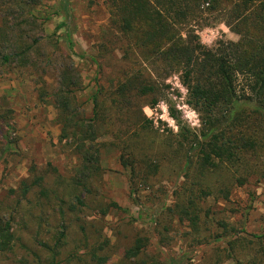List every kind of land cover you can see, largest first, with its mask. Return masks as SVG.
Instances as JSON below:
<instances>
[{"label":"trees","instance_id":"obj_1","mask_svg":"<svg viewBox=\"0 0 264 264\" xmlns=\"http://www.w3.org/2000/svg\"><path fill=\"white\" fill-rule=\"evenodd\" d=\"M38 6L35 0H0V61L4 65L26 68L39 63L40 27L48 20L40 23L34 16ZM103 6L108 26L90 60L100 77L110 69L111 86L109 90L97 86L88 118L76 97L83 91L81 77L69 65L58 68L51 98L60 126L59 142L71 143L78 165L71 179L55 170L39 173L31 166L18 188L0 200V264L79 263L81 245L88 248L93 240L80 217L95 216V220L119 211L115 203L99 199L100 150L106 145L97 143V126L107 113L115 117L119 131L125 132L121 133L124 139L113 144L121 167L128 168L133 178L149 181L148 170L157 175L160 161L139 160L137 147L143 143L141 131H147L151 123L133 114L140 112L141 101L148 97L152 100L145 105L155 106L156 85L174 74L179 75L186 103L201 125L197 132L191 130L171 111L178 128V152L173 159L180 163L185 191L182 204H176L179 222H188L192 234L198 235V215L205 199L228 201L234 188L247 185L252 177L264 178V0H104ZM72 13L69 0H60L52 14L62 19L56 30L65 31L70 48ZM209 21L223 23L238 41L203 46L197 32L208 27ZM168 142L165 138L159 147ZM142 163L146 172H137ZM219 228L235 234L227 259L235 264H264V233L251 235L252 242L242 240L246 247L236 228L227 223ZM23 233L34 250L23 243ZM73 244L72 251L65 253ZM105 246L99 243L90 248L84 264H106ZM148 246L146 237H137L119 264H160L159 256L146 252ZM207 264H220V260L209 258Z\"/></svg>","mask_w":264,"mask_h":264},{"label":"rangeland","instance_id":"obj_2","mask_svg":"<svg viewBox=\"0 0 264 264\" xmlns=\"http://www.w3.org/2000/svg\"><path fill=\"white\" fill-rule=\"evenodd\" d=\"M59 1L35 0L39 6L34 10V16L40 23L48 20L40 27L39 63L18 68L16 64L4 65L0 61V200L10 190L18 188L20 181L28 177L31 166L39 173L55 170L65 179H71L75 174L78 159L70 142H59L60 126L51 98L58 68L62 64L69 65L81 77L83 91L76 97L88 118H91L90 98L97 86L105 90L111 86L110 69L106 68L100 77L90 60L108 26L104 0H69L73 12L70 23L72 48L65 42V31L56 30L62 19L52 14ZM209 22L208 27L197 32L203 46L213 48L220 41H238V36L223 23ZM115 55L119 54L115 52ZM48 56L52 58L49 61ZM155 98H158L155 106L145 105L152 100L148 97L144 103L141 101L144 105L140 112L136 110L133 114L135 118L141 114V119L151 123L147 131H141L144 139L137 147L139 160L146 163L160 161L161 170L157 175L153 169L148 170L149 181L133 178L128 168L121 167L120 153L113 144L123 140L121 133L125 132L119 131L115 117L107 113L96 128L97 143L106 145L100 150L99 199L104 204L115 203L119 211H112L103 218L98 216L95 220V216L83 214L80 217L86 220L82 219L93 240L88 248L81 245L78 264H84L88 259L86 253L99 243L106 245L103 248V254L108 258L106 264H119L125 250L137 237L148 239L146 252L159 256L160 264H207L209 258L220 260V264H235L232 258L226 257L231 256L228 246L235 234L222 231L219 224L227 223L236 228L240 243L246 247L242 240L252 242L251 235L264 233V178L252 177L247 185L234 188L228 201L205 199L198 215L199 234H192L188 222H179L180 209L176 208L177 203L182 204L185 191L182 190L184 179L180 163L173 159L178 152V128L170 114L172 110L177 112L179 121L196 132L201 127L200 119L186 103L187 92L178 74L156 85ZM165 138L172 145L167 143L159 147ZM146 144L149 146L145 147ZM167 146L172 149L166 150ZM142 164L141 168L137 166V172H146L145 163ZM47 182L52 181L49 178ZM132 191L136 192L133 196L130 195ZM140 213L141 217L138 216ZM27 222L34 223L29 216ZM49 224L53 226L52 219ZM195 237L200 241L195 242ZM21 238L29 250H34L26 233ZM73 246L67 247L65 253L71 252Z\"/></svg>","mask_w":264,"mask_h":264}]
</instances>
